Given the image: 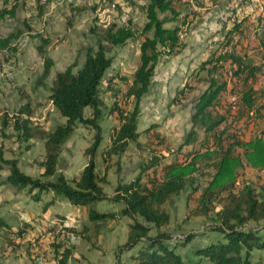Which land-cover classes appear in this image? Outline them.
<instances>
[{"label":"rangeland","instance_id":"374dc122","mask_svg":"<svg viewBox=\"0 0 264 264\" xmlns=\"http://www.w3.org/2000/svg\"><path fill=\"white\" fill-rule=\"evenodd\" d=\"M4 1L0 0V13L12 10L13 6L15 12L0 17V41L12 36L15 52L7 47L0 49V116L20 115L22 120L28 119L30 137H19L11 125L0 124V152L7 160H16L22 172L37 178L44 171L40 165L45 158L44 133L66 121L49 100L55 73L72 64L77 72L85 61L86 49L95 48L101 34L111 25L130 27L139 34L148 0H23L17 3L11 0L8 4ZM170 1L177 16L165 27L178 29L180 44L171 55L160 57L151 80L152 93L142 99L143 112L138 118L142 143L134 146L137 150L134 156L113 158L110 168L113 169L108 170L106 183L101 184L108 196L113 194L117 182L129 183L138 175L139 168L136 173L130 172L128 166L132 160L140 159L144 165L150 160L152 150L155 156L163 158V163L172 160L175 153L167 151L158 140L167 142L175 152L192 129L196 130L191 122L194 101L206 89L207 72L211 68V64L203 68L202 65L221 53L220 42L233 28L234 19L240 23L239 31L245 29L251 33L249 39L239 43L246 60L251 66H260L262 62L259 40L264 29V0ZM139 44L140 39L135 37L123 46L108 47L107 56L112 62L100 85L105 117L101 123L104 139L96 155L99 177L104 174L102 152L119 125L116 115H109L107 111L115 102L123 110L132 107L125 99V92L138 65ZM39 48L44 49V56ZM44 57L52 60L53 67L42 84ZM182 65L187 71L183 75ZM261 83L264 86L263 79ZM85 117H91L90 109H85ZM259 127L260 131L264 130L261 121ZM154 134L160 138L154 140L156 145L150 146ZM93 135L92 129L78 125L64 144L57 168L68 180L77 177L86 165L85 151L92 144ZM7 173V170L0 171V218L5 223L0 227V264H58V258L67 251L70 253L67 264H137L128 262V254L121 250L127 239L128 218L116 217L94 226L88 221L84 207H74L58 199L46 208L51 194L34 202L28 194L3 185ZM246 183L256 188L264 186V172L240 170L235 190ZM198 198L199 193L187 190L163 205L170 219L161 230L172 239L195 235L186 248L204 244L217 235L211 219L191 215ZM220 202H213L216 210ZM91 207L98 211H117L116 205L107 202ZM51 226L54 229L50 231ZM65 229L79 233V240L64 237ZM21 230L26 231L17 235Z\"/></svg>","mask_w":264,"mask_h":264},{"label":"trees","instance_id":"16d2710c","mask_svg":"<svg viewBox=\"0 0 264 264\" xmlns=\"http://www.w3.org/2000/svg\"><path fill=\"white\" fill-rule=\"evenodd\" d=\"M14 12L13 6L12 10L0 13V17L14 15ZM176 16L170 0H148L139 34L130 27L111 25L101 34L95 48L86 49L85 61L77 72L72 64L55 73L49 100L66 121L44 133L45 158L40 164L44 171L40 177L33 178L20 170L16 160H7L0 152V171H8L2 184L28 194L34 202L51 194L46 208L58 199L66 200L74 207H84L88 221L94 226L116 217L128 218L127 239L121 249L128 254V262L264 264V186L256 188L246 183L235 190L240 170L264 172V130H259L260 121L264 125V86L261 83L264 80V29L259 40L263 52L261 65L251 66L239 44L249 39L251 33L245 29L239 31L240 23L233 20V28L220 42L221 53L202 65L203 68L211 64V68L207 72L206 89L194 101L191 122L196 130L192 129L175 152L163 139L158 140L164 143L167 151L175 153L169 163H163V158L155 156V150H152L150 160L139 166V173L131 182H118L111 196L101 186L106 183L113 158L122 156L130 145H140L137 124L141 101L150 91L160 57L171 55L180 44L178 29L165 27L175 21ZM135 37L140 39L138 65L131 86L125 92V99L132 107L123 110L115 102L107 111L109 115H116L119 125L102 152L104 174L99 177L96 155L104 139L101 123L105 117L100 85L112 62L107 56L108 47L123 46ZM12 40V36L1 40L0 49L7 47L15 52ZM239 46L241 52L237 49ZM38 51L44 56L43 48ZM43 61L42 84L53 67L51 59L44 57ZM257 81L259 88L255 84ZM85 109L91 110V117H85ZM12 117L3 114L0 124L11 125L17 136L29 138V120H22L20 115ZM78 125L94 131L93 142L85 151L86 165L77 177L68 180L58 172L57 166L64 144ZM159 138V134H154L149 145ZM187 190L199 193L191 215L211 219L217 231V235L206 243L192 244L188 248L195 235L172 239L161 230L170 219L163 205ZM215 200L221 201L219 210L213 205ZM102 202L116 205L117 211H98L91 207ZM4 226L0 218V227ZM53 229L54 226L49 228L50 231ZM25 231L21 230L17 235L21 236ZM63 236L79 240L81 235L65 229ZM69 257L70 253L65 252L58 258V264H67Z\"/></svg>","mask_w":264,"mask_h":264},{"label":"crops","instance_id":"0c3cea01","mask_svg":"<svg viewBox=\"0 0 264 264\" xmlns=\"http://www.w3.org/2000/svg\"><path fill=\"white\" fill-rule=\"evenodd\" d=\"M183 68H184V66L182 65V75L184 74V73H186L187 71H184L183 70ZM152 93V90H151V87H150V91H149V93L146 95V96H148L149 94H151ZM143 102V100L141 101V104H140V108L142 107V103ZM190 102V101H189ZM188 104V102H185V105H187ZM142 110H141V112H143V108H141ZM137 130H138V128H137ZM139 134H140V132H138ZM140 137V136H139ZM110 139V138H109ZM138 142L139 143H142L140 140H139V138H138ZM135 145L133 144V145H130L129 146V148H128V150L122 155V157H125L126 155H133L134 156V153L137 151L136 150V148L134 147ZM121 157V158H122ZM136 157H137V155H136ZM137 158H139V157H137ZM87 163V162H86ZM119 163H120V161H119ZM119 163L117 164V169L118 170H120V168L118 167L119 166ZM131 163H132V165L131 166H128L129 167V169H130V172H137L138 171V168H139V166L141 165L140 163H141V160L140 159H138V160H132L131 161ZM96 164H97V162H96ZM84 168V167H83ZM113 169V168H112ZM112 169H110V170H112ZM109 170V171H110ZM80 174V173H79ZM120 178H122V177H120ZM120 182V181H119ZM122 182V181H121ZM118 183V182H117ZM117 183H116V185H117ZM123 183H128V182H125V181H123ZM106 185H108V184H106ZM116 185H114V186H116ZM61 201H62V199H61Z\"/></svg>","mask_w":264,"mask_h":264}]
</instances>
